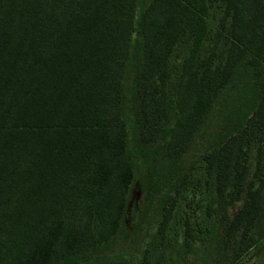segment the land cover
<instances>
[{"label": "trees", "instance_id": "16d2710c", "mask_svg": "<svg viewBox=\"0 0 264 264\" xmlns=\"http://www.w3.org/2000/svg\"><path fill=\"white\" fill-rule=\"evenodd\" d=\"M137 2L0 0V264H89L121 228L138 234L153 203L166 229L178 160L241 71L258 97L216 119L225 135L202 155L197 206L215 263L264 245V0Z\"/></svg>", "mask_w": 264, "mask_h": 264}, {"label": "rangeland", "instance_id": "374dc122", "mask_svg": "<svg viewBox=\"0 0 264 264\" xmlns=\"http://www.w3.org/2000/svg\"><path fill=\"white\" fill-rule=\"evenodd\" d=\"M147 2L148 0H138L136 13ZM214 23L213 16L209 15V25L213 26ZM224 48L225 45L220 42L215 62L223 61ZM241 72L238 88L229 96L231 103L223 104L224 100L220 101L218 111L213 112L208 123L194 134L190 146L178 160L179 173H184L185 177L178 193L167 187V195L170 200L174 201V205L166 229H160L161 216L153 203L150 218L141 227L138 234L135 228H131L129 233H125L124 228H121L106 249L91 256L89 264H103L116 257H122L126 264H143L144 259L147 264H217L212 249L213 223L200 213L197 206V196L199 190L204 188L206 176L202 155L206 149L219 143L225 135V131L215 124L218 117L224 116L225 112L232 117H239L241 109L249 111L255 104L258 97L257 85L247 72ZM151 152H153V148ZM162 160L161 162L167 161V159ZM253 161L254 147H251L248 158L249 176L253 171ZM230 189L229 186L228 191ZM135 197L134 195L131 205L134 204ZM238 205V201L233 202L228 211H233ZM185 217H188L190 222V236L187 238V244L183 236V219ZM199 225L202 226L208 237L206 243L202 240V233L198 229ZM243 264H264V245Z\"/></svg>", "mask_w": 264, "mask_h": 264}]
</instances>
